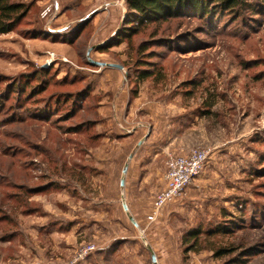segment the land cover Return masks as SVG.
I'll list each match as a JSON object with an SVG mask.
<instances>
[{"label":"rangeland","instance_id":"1","mask_svg":"<svg viewBox=\"0 0 264 264\" xmlns=\"http://www.w3.org/2000/svg\"><path fill=\"white\" fill-rule=\"evenodd\" d=\"M19 1L29 13L0 35V264H264V2L127 37L126 0ZM40 103L54 106L48 121L32 118ZM197 148L210 151L207 181L152 220L167 158ZM228 219L233 234L187 251V233Z\"/></svg>","mask_w":264,"mask_h":264},{"label":"trees","instance_id":"2","mask_svg":"<svg viewBox=\"0 0 264 264\" xmlns=\"http://www.w3.org/2000/svg\"><path fill=\"white\" fill-rule=\"evenodd\" d=\"M262 2H264V0H126L125 4L127 5V16L125 18V23L129 25L127 27V31L132 34H123L130 37L139 30L149 27V25H162L163 23L183 18L196 17L202 19L203 21H208V19L214 18L217 14H237L241 12V10H248L250 13L258 14L256 5ZM29 10V7L19 0H0V35L12 33L27 16ZM89 65L91 66L92 64ZM107 68L115 69L111 67ZM46 70L47 69H41V71L32 72L30 76H25V84L20 85L17 83L11 85V93H19L20 89H27L30 77L34 74H38L39 77H41L46 74ZM149 76V73L146 71H140L138 78L143 82L148 80L150 78ZM46 87L45 83H41V86L33 87L28 94L29 98H32L35 93L44 91ZM86 87L87 86L80 89L79 92L81 90L83 92L77 93V95L69 103V114H74L77 109L83 106V103L85 104V101L88 99V90ZM65 95L66 99L68 94ZM4 98V96H0V129L3 127V124L7 122V120L1 119L4 110ZM58 103L59 102L56 101L55 106ZM31 110L33 115H35L32 118L43 121H48L49 115L51 116L52 112L55 111L54 106L52 107L50 103H40L37 106H33ZM203 112L205 115L209 114L207 110H204ZM88 124L90 125L92 123H86L84 126L88 128ZM99 137L101 136H97L98 139ZM92 138H96V135H93ZM27 191L30 192L32 190L28 189ZM236 221L237 219H228L227 221L222 220L214 222V224L210 227L212 228L211 230L199 228L195 232H189L181 238L182 242L189 244L187 251L198 252L201 250L200 236L204 235L208 238H214V236H229L235 232L236 228L238 229L240 227L237 225ZM201 227L203 226L201 225ZM231 250L234 249H231L230 247L227 249L217 248L216 250H211V252L214 251L213 253L215 257L222 258L229 254ZM102 252L106 253L107 251L105 249H98L94 254L96 256L98 253Z\"/></svg>","mask_w":264,"mask_h":264},{"label":"built area","instance_id":"3","mask_svg":"<svg viewBox=\"0 0 264 264\" xmlns=\"http://www.w3.org/2000/svg\"><path fill=\"white\" fill-rule=\"evenodd\" d=\"M210 157L206 149H193L186 155L169 156L165 162L163 175L164 187L154 195L151 203V219L153 220L169 203L181 199L190 186L203 171ZM93 247H86L78 254V259L93 252Z\"/></svg>","mask_w":264,"mask_h":264},{"label":"crops","instance_id":"4","mask_svg":"<svg viewBox=\"0 0 264 264\" xmlns=\"http://www.w3.org/2000/svg\"><path fill=\"white\" fill-rule=\"evenodd\" d=\"M207 178H208L207 175H203V174L202 175H198L197 178L194 179L195 181L191 184V186L188 189L185 190L184 195L186 197H188V198H190L191 196H193V194L199 190V184H200V182L207 181L206 180ZM130 211H131V214L133 215V218H131L133 220V224L132 223L131 224L133 226H135L136 228H138L139 226L137 225L138 224L137 218L140 217V219H141V216L142 215L140 213L136 212V211H133L132 208L130 209ZM135 221L137 222V224H136ZM100 249H102V248H100ZM152 257L155 258V263L154 264H157V263L159 264V255H157L156 253H155V255L154 254H151V264H153L152 263ZM160 258H162V257L160 256Z\"/></svg>","mask_w":264,"mask_h":264},{"label":"water","instance_id":"5","mask_svg":"<svg viewBox=\"0 0 264 264\" xmlns=\"http://www.w3.org/2000/svg\"><path fill=\"white\" fill-rule=\"evenodd\" d=\"M89 64H92V65H94L96 67H101V68L111 67V68H115V69H118V70H120V68H121V66H118V65H115V64H107V63L103 64V63H98V62H94V61H91V60L89 61ZM126 170H127V167L124 166L122 173H125ZM119 182H120L121 186L124 185L123 179H121ZM124 208H125V206H124ZM129 220L133 224V220L131 218ZM152 263L153 264L155 263V258L154 257H152Z\"/></svg>","mask_w":264,"mask_h":264}]
</instances>
